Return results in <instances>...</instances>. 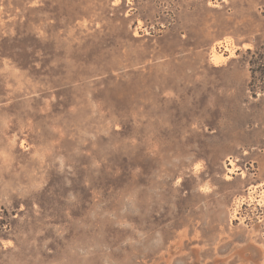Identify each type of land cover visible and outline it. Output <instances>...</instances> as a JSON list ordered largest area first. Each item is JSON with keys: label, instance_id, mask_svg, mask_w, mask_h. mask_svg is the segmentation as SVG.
I'll use <instances>...</instances> for the list:
<instances>
[{"label": "rangeland", "instance_id": "rangeland-1", "mask_svg": "<svg viewBox=\"0 0 264 264\" xmlns=\"http://www.w3.org/2000/svg\"><path fill=\"white\" fill-rule=\"evenodd\" d=\"M0 264H264V0H0Z\"/></svg>", "mask_w": 264, "mask_h": 264}, {"label": "built area", "instance_id": "built-area-1", "mask_svg": "<svg viewBox=\"0 0 264 264\" xmlns=\"http://www.w3.org/2000/svg\"><path fill=\"white\" fill-rule=\"evenodd\" d=\"M217 48L218 50H221V49L226 50L229 48V44L226 42H222L220 45L217 46Z\"/></svg>", "mask_w": 264, "mask_h": 264}, {"label": "bare ground", "instance_id": "bare-ground-1", "mask_svg": "<svg viewBox=\"0 0 264 264\" xmlns=\"http://www.w3.org/2000/svg\"><path fill=\"white\" fill-rule=\"evenodd\" d=\"M227 57V56H226ZM215 59V58H214Z\"/></svg>", "mask_w": 264, "mask_h": 264}]
</instances>
